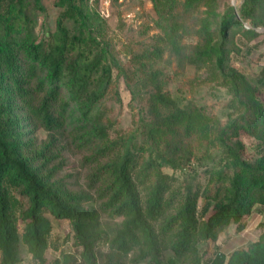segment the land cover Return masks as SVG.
I'll list each match as a JSON object with an SVG mask.
<instances>
[{
  "label": "trees",
  "instance_id": "obj_1",
  "mask_svg": "<svg viewBox=\"0 0 264 264\" xmlns=\"http://www.w3.org/2000/svg\"><path fill=\"white\" fill-rule=\"evenodd\" d=\"M201 1L184 0V7L191 9ZM55 3L63 8L62 14L55 31L41 40L31 37L34 18L27 12L29 6L41 11V0H0V264H19L20 241L37 264H49L45 250L52 223L46 213L68 219L74 244L81 248L79 258L70 261L71 254L65 253L55 264H99L95 247L104 234L99 214L84 206L88 195L70 192L51 179L57 166L46 167L45 147L35 148L30 136L36 120L46 130H66L79 145H92L91 159L108 156L120 146L121 152L96 171L109 177L106 208L122 217L113 236L105 237L110 248L124 255L137 248L136 261L148 259L154 264H161L164 248L172 251L171 262L181 264H264V218L248 249H235L227 257L216 244L224 227L234 223L240 233L246 226L242 218L256 205L264 207V108L254 91L245 90L228 70L231 53L240 51L233 30L245 42L262 36L264 43V0L229 5L220 20L218 41L198 51L200 58L212 61L213 80L227 89L231 95L227 106L237 112L216 140L211 136L220 128L218 117L191 101L179 106L161 90L156 75L150 77L154 90L146 100L148 123L115 140L99 124L90 134L88 122L94 120L93 110L110 88L111 67L100 53L92 54L97 41L85 28L82 7L90 4L86 0ZM65 18L76 21L75 32L66 28ZM168 41L178 50L175 33ZM250 106L255 117L247 115ZM240 130L258 141L255 157L245 156L240 140L231 143ZM176 137L221 147L209 172L213 189L205 186L200 191L191 181L176 186L175 177L161 170L180 165L159 149ZM139 184L148 185L144 198ZM199 197L204 199L200 209ZM208 240L212 249H202Z\"/></svg>",
  "mask_w": 264,
  "mask_h": 264
},
{
  "label": "rangeland",
  "instance_id": "obj_2",
  "mask_svg": "<svg viewBox=\"0 0 264 264\" xmlns=\"http://www.w3.org/2000/svg\"><path fill=\"white\" fill-rule=\"evenodd\" d=\"M242 1L204 0L191 9H186L184 0H111L102 13L96 6L83 4L85 28L97 41L93 45L92 54L100 53L102 60L110 65L112 73L110 88L93 110L94 120L88 122L89 133H93L97 124L103 125L109 139L115 140L148 123L150 116L146 100L154 90L155 82H151L150 77L156 75L155 81L160 84L161 90L170 94L179 106L191 101L204 112L218 117L220 128L218 131L215 129L211 136L216 140L218 132L237 116V112L227 106L231 97L227 89L219 80H213L215 68L212 61L200 58L198 51L218 41L220 20L226 8L229 5L239 7ZM55 2L56 0H41V11H31V6L27 8V12L34 18L30 32L32 38L45 40L55 31L57 19L63 11ZM64 24L70 33L75 32L78 27L73 19L65 18ZM172 33H175L178 50H174L168 41ZM232 35L240 51L231 53L228 70L238 77L245 90L254 91L255 98L264 108L262 36L245 42L235 30ZM247 115L255 117L256 110L253 106H250ZM71 135L66 130H46L36 120L30 136L35 148L45 147L49 157L46 167L57 166L51 179L70 192L88 195L89 199L83 201L84 206L92 207L98 212L99 227L104 233L95 247L98 263L154 264L148 259L136 261L137 248L124 255L110 248L105 239L113 236L122 217L114 216L106 208L108 193L105 188L109 177L96 171L107 159H114L121 152L120 146L115 147L108 156L91 159L92 145H79L72 140ZM236 140L243 143L245 156H256L258 141L253 135L240 130L231 143ZM159 149L168 156L177 158L180 163L175 170L167 166L161 167L163 172L175 177L176 186L191 181L200 191L205 186L213 189L214 182H209V172L216 164L221 147L206 142L197 145L194 140L176 137L168 143H162ZM147 186L138 185L142 198ZM16 195L27 206L26 199L18 193ZM203 202V197H199V209ZM46 215L52 223L49 245L45 250L47 262L55 264V259L60 262L65 253L71 254L70 261L72 257L79 258L81 248L74 244L69 220L56 219L49 213ZM263 218L264 207L256 205L250 215L242 218L246 224L245 230L236 232V225L230 223L219 232L217 245L227 255L235 249H248L261 232L258 223ZM19 224L22 227L21 221ZM212 245L213 242L208 240L201 244V248L212 249ZM18 251L21 258L19 264H37L21 241ZM172 256V251L164 248L160 255L161 264H181L171 262Z\"/></svg>",
  "mask_w": 264,
  "mask_h": 264
},
{
  "label": "built area",
  "instance_id": "obj_3",
  "mask_svg": "<svg viewBox=\"0 0 264 264\" xmlns=\"http://www.w3.org/2000/svg\"><path fill=\"white\" fill-rule=\"evenodd\" d=\"M91 6H96L99 12H104L111 0H86Z\"/></svg>",
  "mask_w": 264,
  "mask_h": 264
},
{
  "label": "crops",
  "instance_id": "obj_4",
  "mask_svg": "<svg viewBox=\"0 0 264 264\" xmlns=\"http://www.w3.org/2000/svg\"><path fill=\"white\" fill-rule=\"evenodd\" d=\"M242 238H243V236L240 237V239H242ZM218 242H219V239L216 240V244H219ZM219 250L222 251L228 257V255L221 248H219Z\"/></svg>",
  "mask_w": 264,
  "mask_h": 264
}]
</instances>
